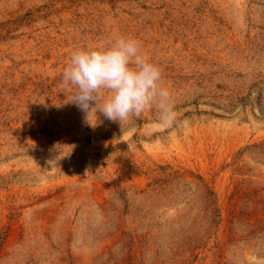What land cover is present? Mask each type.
Here are the masks:
<instances>
[{
  "label": "rangeland",
  "instance_id": "obj_1",
  "mask_svg": "<svg viewBox=\"0 0 264 264\" xmlns=\"http://www.w3.org/2000/svg\"><path fill=\"white\" fill-rule=\"evenodd\" d=\"M121 35L175 124L68 102ZM0 264H264V0H0Z\"/></svg>",
  "mask_w": 264,
  "mask_h": 264
},
{
  "label": "clouds",
  "instance_id": "obj_2",
  "mask_svg": "<svg viewBox=\"0 0 264 264\" xmlns=\"http://www.w3.org/2000/svg\"><path fill=\"white\" fill-rule=\"evenodd\" d=\"M61 88L70 94L68 102L85 113L86 122L92 127L99 123L97 113L121 127L152 109L163 126H171L177 120L161 68L134 37L121 35L107 45L73 50L61 74ZM90 116H95V123Z\"/></svg>",
  "mask_w": 264,
  "mask_h": 264
}]
</instances>
